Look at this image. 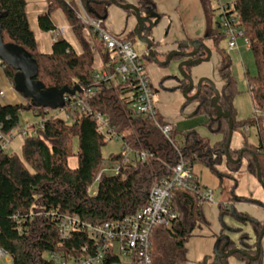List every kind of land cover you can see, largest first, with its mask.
<instances>
[{"label":"trees","instance_id":"1","mask_svg":"<svg viewBox=\"0 0 264 264\" xmlns=\"http://www.w3.org/2000/svg\"><path fill=\"white\" fill-rule=\"evenodd\" d=\"M116 1L125 4L123 0ZM82 2L94 18L103 20L113 4L112 0ZM201 2L208 20L211 21L217 10L213 0ZM48 3L51 12L58 9L64 11L81 44L80 53L65 39H58L51 53H41L27 17V0H0V26L4 43L21 47L32 56L38 67L34 80L41 82L46 88L73 89L80 86L86 92L97 87V92L89 100V104L95 112H102L109 117L111 127L124 142V148L121 153L111 158L104 157L102 150L109 141L98 133L96 121L84 111L74 112L66 107L70 122L57 115L45 119V113L49 110L34 107L31 100L20 104H4L0 99L2 136H13L16 129L19 133L24 132L20 118L25 111L32 110L37 116L44 118L38 128L25 137L21 155L9 154L0 142V248L12 258L13 264H54L49 257L53 252L67 255L90 239L84 233L74 234L69 240L61 239L58 221L46 217V212H56L58 216L78 215L91 223H103L131 215L146 206L152 185L171 177L174 168L183 160L193 170L196 189L173 192L172 201L178 218L170 227H159L153 231L151 255L153 264H185L187 243L199 223L204 221V201L198 195V191L203 188L197 179L194 166L203 164L219 178L229 175L237 182L235 174L246 163L248 172L255 177L260 168L264 179V0H234L232 7L226 6L227 15L235 16L237 22L234 26L244 32V37L250 44L258 71L256 76L248 77V92L255 108L253 117L239 119L234 104L239 94L238 82L231 71V59L227 52L222 51L219 75L223 86L219 88V107L224 114L233 118V135L239 133L243 137L242 148H229L233 159L242 154L238 163L227 157L230 119L218 115L213 106L216 95L210 84L204 82L199 97L194 100L197 103L194 115L207 117L205 126L210 133L220 136V139L213 144L198 129L190 128L182 132L179 143L175 140L177 129L174 127L171 135L173 143H170L158 125L169 123L161 120L158 114L156 120L138 115L130 107L136 99L133 80L116 84L109 81L97 83L94 77L97 71L96 52L85 37L84 31L87 28L78 19L74 3L65 0H48ZM137 6L142 15L157 12L153 0H139ZM218 24L220 21H217ZM40 25L45 31L56 28L49 14L40 19ZM153 31V28H146L144 33L152 36ZM215 31L209 29L207 37L213 38L219 45L226 33L221 32L218 27ZM125 39L131 40L128 36ZM191 42L203 40L179 43L178 50L187 52ZM154 46L157 47L158 43L155 42ZM98 49L105 65L117 60L107 51L104 43L99 42ZM205 56L206 52L201 49L197 57ZM145 59L153 60L150 54H144L143 60ZM173 59L183 58L175 56ZM0 60L7 79L14 84L17 70ZM170 77L182 82V90L187 87L188 82L185 79L175 75L167 78ZM1 91L0 87V93ZM70 97L71 95H66V98ZM250 130H254L256 143L250 141ZM76 139L79 141L77 152L74 151ZM128 149L134 152L146 151L149 157L146 161L131 158L126 162ZM74 158L77 159L76 167L71 162ZM223 165L231 170L229 174L221 171L220 167ZM117 166L121 170L118 175L109 170ZM99 177L97 192L90 194L88 188ZM237 200L254 201L239 197ZM234 210V206H220L222 230L217 251L241 249L246 254L235 253L233 256L244 264H262V249L258 259L254 260L250 256L257 253V242L264 223L237 211L234 213ZM230 215L249 220L253 224L254 240L242 228L228 223L226 217ZM16 216L22 219V232L18 231ZM229 232L237 233L238 239L235 240ZM228 259H221V264H228Z\"/></svg>","mask_w":264,"mask_h":264},{"label":"crops","instance_id":"2","mask_svg":"<svg viewBox=\"0 0 264 264\" xmlns=\"http://www.w3.org/2000/svg\"><path fill=\"white\" fill-rule=\"evenodd\" d=\"M65 1L68 3L73 2L75 10L80 7L78 0ZM123 1L125 2L123 5L136 6L139 2V0ZM153 1L155 2L157 12H147L143 15L146 19L153 21V35L148 36L146 33H143V38L150 39L153 42V50L156 51V55L157 57H160L159 59L161 61H165L166 58L168 59L170 53L178 51L179 43L196 41L199 39L203 40V42L211 49L213 54L215 49L218 50L219 54H222V41L218 45L215 43L213 38L207 37V35H209V29H212L213 32L217 27L221 30V32H223V29L220 24L217 25V21L215 22L214 18L211 21L208 20L201 0ZM130 11L131 12H129V9H124L113 3L108 9L104 25L109 32L117 37L124 39L127 36L130 37L131 40L129 41H131L134 47L138 22L133 15L135 11ZM26 12L30 28L35 34L38 48L41 53H51L54 43L58 39L67 40L77 53L82 51L81 44L79 43V40L77 39L63 10L58 9L51 12L49 10L48 0H27ZM46 14L50 15L54 25L56 26L55 30L45 31L41 28L40 19ZM159 15H161L160 18ZM146 27L150 28V25L147 24ZM214 33L216 34V31ZM84 34L86 39L93 45L94 51L96 52L95 67L97 69L96 72H100L105 66L104 61L98 52V44L101 41L96 35H93L90 31H88V29H85ZM55 36L58 37L57 40H54ZM155 42L158 43L157 47L154 46ZM194 43L195 42H191L188 44L189 47L186 50L187 52H191L195 49L196 43ZM145 45L146 48L141 50L142 54L148 51V46L147 44ZM229 51H234V49H229ZM204 58H207V54ZM221 59H223V56ZM173 61L178 64L183 61V59H172L171 62ZM144 62L146 64V70L150 76L157 114L160 119L173 125V127L177 129L178 133H182L190 128L197 129L199 126L205 124L207 117L194 115L197 111V103L194 100L185 99L184 91L189 87V83L187 84V87L182 90L180 88V85L182 84L180 80L172 77L167 78L171 75L181 76L176 71L177 66L176 70L173 71L169 68L171 63L164 66L161 64H155L154 60L148 61L145 59ZM185 70L192 75L195 80V84H197L201 78L206 77L213 80L218 89L223 86V81L220 75H215L213 72L211 61L191 68L189 67V69L185 68ZM0 87L6 94V99L1 100L4 104H20L25 103L26 100H28L24 98L22 94L18 93L15 88H13L11 82L7 79L3 68L1 67ZM196 92L197 88L195 87L189 96L195 95ZM200 120H202L201 123ZM242 146L243 137L239 133L234 134L231 147L233 149H240ZM71 162L73 167L77 166V159L74 158ZM220 169L227 174L231 172V170L225 165L221 166ZM194 171L201 187L212 191L213 203L212 205L205 204V201L202 203L204 221L199 223V226L195 229L193 236L187 243V260L185 264H211L214 262L216 255L215 250L222 230L220 222V206H234V213L237 211L246 217H250L260 223H264V187L258 181L257 177L248 172L246 163H244L241 170L235 174L237 182H235L229 175H226L223 179L219 178L203 164H196L194 166ZM237 197L248 198L254 201H239L237 200ZM226 220L231 226L240 227L244 230L242 226L231 223L232 220L242 219H238L236 216L230 215L226 217ZM242 221L250 222L246 219H243ZM251 227V232L255 238L252 223ZM248 233L250 234V232ZM229 234L235 240L238 239L239 235L237 233L229 232ZM261 244V249L263 251L262 264H264V237ZM228 264H244V262L239 260L237 257L232 256L228 259Z\"/></svg>","mask_w":264,"mask_h":264},{"label":"built area","instance_id":"3","mask_svg":"<svg viewBox=\"0 0 264 264\" xmlns=\"http://www.w3.org/2000/svg\"><path fill=\"white\" fill-rule=\"evenodd\" d=\"M80 7L76 9L78 19L86 28L96 35L99 40L105 44L107 51L117 60L109 62L100 72L95 73L97 83L100 81H109L112 84L127 82L133 80L136 89V99L131 104V108L138 115L148 116L156 120L157 108L155 105L154 92L150 82V76L146 70L143 55H148L149 50L139 55L131 41L120 38L109 32L104 25V20L94 18L82 0H78ZM227 8L223 7L220 14V26L226 35L230 36L229 49L237 48L236 37L244 36V32L234 26L237 22L235 16L227 15ZM58 37L55 36L54 40ZM1 63V60H0ZM97 87L89 89L86 92L77 93L70 98H66V105L62 111V117L68 122L70 115L66 112V107L71 111H84L87 115L94 118L97 124V131L104 135L106 140L117 137L121 138L111 127L110 119L102 112H95L89 100L92 99ZM0 99L5 100L4 91L0 93ZM65 116V117H64ZM162 133L173 143L171 135L173 125L158 124ZM24 131V136H27ZM12 136L5 137L0 134V142L4 150L8 148ZM149 154L146 151L134 152L127 150L126 162L131 158L146 161ZM114 174H120V167L109 169ZM96 183L88 188L90 194L97 192ZM194 174L192 168L181 160L173 170V175L152 185L149 199L143 208L136 213L124 216L119 219L105 221L103 223H91L84 221L78 215H57L56 212H46V217H52L58 221L60 237L63 240H69L74 234L84 233L90 239L89 242L81 244L79 247H73L74 252L64 254L53 252L49 257L54 264H153L151 255L153 240V231L159 227H170L178 218L172 195L176 190H194ZM199 192L201 201H212V191L202 189ZM42 213H35L39 215ZM18 231L22 232V219L16 216ZM6 252L0 248V259L6 256Z\"/></svg>","mask_w":264,"mask_h":264},{"label":"water","instance_id":"4","mask_svg":"<svg viewBox=\"0 0 264 264\" xmlns=\"http://www.w3.org/2000/svg\"><path fill=\"white\" fill-rule=\"evenodd\" d=\"M112 2L119 7L124 9H129L136 12L137 20H138V38L140 41L144 42L148 46L149 54L151 58L158 64L161 65H169L174 56H180L183 58V61L180 62L178 69L181 77L186 79L189 83V87L184 91V96L188 100H195L199 97L202 89V85L204 82L210 84L214 89L216 99L213 103V106L218 111L219 116H226L230 119V132L228 137V142L226 144L227 150V157L230 161L238 163L241 161L242 154L239 155L237 159H233L229 153V148L231 146V142L233 139V126L234 121L233 118L228 115L224 114L223 111L219 107L220 101V91L215 84V82L209 78L203 77L201 78L197 84H195V80L190 75L185 68L194 67L199 64L210 62L212 58V51L211 49L204 43V42H197L195 44V49L191 52H182V51H174L169 54L168 59L165 62H160L156 52L153 50V42L150 39H144L143 33L144 30L150 25V29L153 28V21L150 19H146L140 12V9L136 5H123L116 0H112ZM204 49L207 54V58L204 57H197L200 53V50ZM0 59L5 61L8 65L14 67L17 70L15 77H14V87L15 90L22 94L24 98L31 100L32 104L36 108H45L50 110H59L63 109L66 105V95H76L77 93H82V89L80 86H76L73 89L69 87L57 88V87H50L46 88L44 84L39 81L34 80L38 74V67L37 63L33 60L32 56L27 54L21 47L14 46V45H6L3 40L1 26H0ZM197 88V92L193 96H189V94ZM257 178L261 185L264 187V179L262 175V171L258 168L257 171ZM264 237V227L262 232L259 236L257 242V253L255 256H250V258L256 260L259 258L261 253V243ZM219 242V241H218ZM218 245V243H217ZM217 248V246H216ZM235 253H244L241 249H234L228 252H218L217 249L215 250V260L214 263L221 264V259L223 258H230Z\"/></svg>","mask_w":264,"mask_h":264},{"label":"rangeland","instance_id":"5","mask_svg":"<svg viewBox=\"0 0 264 264\" xmlns=\"http://www.w3.org/2000/svg\"><path fill=\"white\" fill-rule=\"evenodd\" d=\"M213 2H214L215 8L217 9L215 10V13H214V20L216 22L220 20V14L222 12L223 7H226L228 5L232 7L234 0H213ZM133 15L137 19L136 12H134ZM138 31H139V27H137L136 29L134 49L139 55H141L142 54L141 50L145 49L146 45L143 42H141L140 39L138 38ZM229 43H230V36L226 35L225 38L221 42V48L224 50V52L227 51V54L229 58L231 59L232 74L236 77L237 82H238L239 94L236 96L234 100V104L237 110V117L239 119L251 118L253 117L255 108H254L251 95L248 92V77L256 76L258 73L254 54L252 50L249 48L248 41L244 36L238 35L236 37L237 48L234 49V51H229ZM221 57H222V54H219L218 50L215 49L214 54L212 53V60H211V67L215 75L219 74V69L221 66L220 64L222 61ZM159 58L160 57H158V59ZM166 60L167 58L165 59V61ZM159 61L165 62V61H161L160 59ZM155 64H158V63L155 62ZM179 64L180 63L177 64V62L173 61L171 62L170 64L171 66L169 68L175 71L176 66H177L176 71L179 75H181L178 69ZM11 85L13 86V88H15L13 83H11ZM185 99L187 98L185 97ZM54 115L62 116V111L61 110H49L48 112L45 113V119H48ZM43 120H44L43 116H37L35 112L32 110L25 111L21 115L20 125L22 126L24 131H26L28 134H32L38 128V126L43 122ZM201 121L202 120H200V123ZM197 129L203 137L207 138L213 144L220 139V136L210 133L208 128L205 126V124L199 126ZM250 133H251L250 141L256 142V136H255L254 130H250ZM175 140L179 143L181 142L182 140L181 132L176 133ZM24 141H25L24 132L19 133L18 129H16L13 132L12 139H10V143L6 151L9 154L16 153L18 155H21ZM78 147H79V141L78 139H76L75 144H74L75 152L78 151ZM123 148H124V142L122 138L114 137L110 139V141L103 147L102 153L104 157L111 158L114 155L121 153ZM212 203L213 201L205 202V204H208V205H212ZM231 223L234 225L242 226L245 231L250 232L252 239H254V236L251 232L252 227H251L250 222H245L242 220H232ZM0 264H13L12 258L8 255L3 256L0 259Z\"/></svg>","mask_w":264,"mask_h":264},{"label":"bare ground","instance_id":"6","mask_svg":"<svg viewBox=\"0 0 264 264\" xmlns=\"http://www.w3.org/2000/svg\"><path fill=\"white\" fill-rule=\"evenodd\" d=\"M105 62V61H104Z\"/></svg>","mask_w":264,"mask_h":264}]
</instances>
